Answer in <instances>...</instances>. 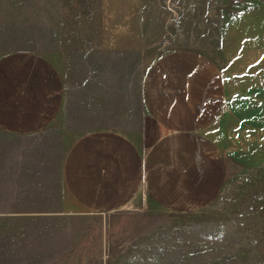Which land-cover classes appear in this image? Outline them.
<instances>
[{"label": "crops", "instance_id": "1", "mask_svg": "<svg viewBox=\"0 0 264 264\" xmlns=\"http://www.w3.org/2000/svg\"><path fill=\"white\" fill-rule=\"evenodd\" d=\"M227 2L0 0V264H67L75 218L145 195L218 197L219 139L264 131V11ZM152 36L173 47L148 66ZM81 121L97 126L68 143Z\"/></svg>", "mask_w": 264, "mask_h": 264}, {"label": "rangeland", "instance_id": "2", "mask_svg": "<svg viewBox=\"0 0 264 264\" xmlns=\"http://www.w3.org/2000/svg\"><path fill=\"white\" fill-rule=\"evenodd\" d=\"M35 1L41 12V0ZM227 3L228 16L250 8L264 11V0ZM149 41L148 66L173 47L165 37ZM118 119L103 124L117 127ZM94 126L69 123L68 143ZM219 140L227 178L212 203L198 211L171 212L145 195L124 210L84 214L68 228L67 264H264V131L244 132L236 144Z\"/></svg>", "mask_w": 264, "mask_h": 264}]
</instances>
